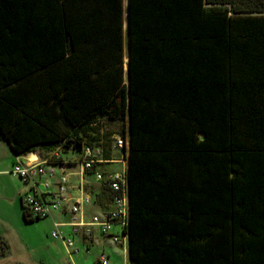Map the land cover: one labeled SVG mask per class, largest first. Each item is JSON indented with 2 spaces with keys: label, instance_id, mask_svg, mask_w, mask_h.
<instances>
[{
  "label": "trees",
  "instance_id": "1",
  "mask_svg": "<svg viewBox=\"0 0 264 264\" xmlns=\"http://www.w3.org/2000/svg\"><path fill=\"white\" fill-rule=\"evenodd\" d=\"M116 135L128 264H264V0H0L13 155Z\"/></svg>",
  "mask_w": 264,
  "mask_h": 264
},
{
  "label": "built area",
  "instance_id": "2",
  "mask_svg": "<svg viewBox=\"0 0 264 264\" xmlns=\"http://www.w3.org/2000/svg\"><path fill=\"white\" fill-rule=\"evenodd\" d=\"M127 145L119 136H113V147L118 151L116 159H104L100 147H84L78 159L49 162L48 160H30V158L18 159L13 163L10 174L17 176L30 184V190L21 196V202L27 213L32 218L46 219L54 213L66 211L69 222L54 223L50 236L54 240H60L68 254L78 253L75 248V237L89 240L94 232L109 241L112 245L123 248L127 244V236L123 234L127 226L129 205L128 186L125 155L121 149ZM53 156L59 158L58 153ZM121 163L122 169L104 176L99 170V165ZM77 167V172H70L69 168ZM91 172L98 182L108 181L113 191L110 208L100 214L90 215L85 219V207L94 203V198L85 189L83 177ZM71 175L80 176L77 184L71 182ZM69 228L66 235L61 228ZM112 227L117 228L111 232ZM96 264H108L107 257L101 253L97 257Z\"/></svg>",
  "mask_w": 264,
  "mask_h": 264
},
{
  "label": "rangeland",
  "instance_id": "3",
  "mask_svg": "<svg viewBox=\"0 0 264 264\" xmlns=\"http://www.w3.org/2000/svg\"><path fill=\"white\" fill-rule=\"evenodd\" d=\"M121 127L120 123H107L106 130L108 133H117ZM10 153L8 145L0 139V254L4 243L0 264H89L102 252L110 258L109 264L113 262L126 264L127 247L121 249L106 242L103 248L96 244L86 249L76 238L75 248L78 249V253L69 255L60 240L50 237L52 228L50 219L25 222L19 198L29 192L30 184L10 174L14 160ZM61 156L64 160H74L78 159L79 154L67 151L61 153ZM113 157L118 156L114 153ZM122 167L121 163L114 162L100 168L104 171L118 172ZM62 230L64 234H69L67 227H63ZM116 230L117 228L112 227L111 232Z\"/></svg>",
  "mask_w": 264,
  "mask_h": 264
},
{
  "label": "crops",
  "instance_id": "4",
  "mask_svg": "<svg viewBox=\"0 0 264 264\" xmlns=\"http://www.w3.org/2000/svg\"><path fill=\"white\" fill-rule=\"evenodd\" d=\"M114 153H116L117 156L119 155L118 151L113 149L111 151V156H114ZM10 154H11L10 156H12L11 158L14 159V160H12L13 163H14L15 160H16V157L13 155L12 152ZM27 157L30 158V160H34V159L42 160L43 159L42 158V154L39 151H36L34 153H29V154H27L25 156H19L17 158L18 159H20V158L21 159H25ZM61 158H63V157L61 156ZM102 166H104V165H102ZM99 170H101V168H99ZM69 171L72 172V173L73 172H77L78 168L76 166L75 167H71V168H69ZM106 172H109V171H106ZM82 177H83L82 180H83V184H84L85 189L94 198V203L85 207V219L88 220L90 215L100 214V213H102L104 211H107L110 208V202H109V200L106 197L103 196V194H101V189H100L101 188V186H100L101 184H100V182L95 180V177H94V175L91 172L86 173ZM70 179H71V182L73 184H77L79 182V180H80V176L71 175ZM19 200H20V198H19ZM48 219H50V221H51V226H52L51 230L53 229V224L54 223H67V222L70 221L69 220V215H68V213L66 211H64L62 213H54L50 217H48ZM61 230H62V228H61ZM68 230H69V228H68ZM76 238H77V240L79 239V241H80L79 243L81 245H83L86 249H89V247H92V246H96V244H98L100 247L103 248V246H104V244L106 242L109 243V241L107 239H105L103 236H101L96 231L94 232L93 237L90 238L89 240H83L80 236H76L75 239ZM109 244H111V243H109ZM125 247H123V248H125ZM123 248H121V249H123ZM106 257H107V262H108L110 260V258L108 256H106ZM96 261H97V259H94L93 263L90 262L89 264H95ZM86 264H88V263H86ZM112 264H117V263L113 262ZM126 264H128V261L126 262Z\"/></svg>",
  "mask_w": 264,
  "mask_h": 264
},
{
  "label": "bare ground",
  "instance_id": "5",
  "mask_svg": "<svg viewBox=\"0 0 264 264\" xmlns=\"http://www.w3.org/2000/svg\"><path fill=\"white\" fill-rule=\"evenodd\" d=\"M34 156V155H33Z\"/></svg>",
  "mask_w": 264,
  "mask_h": 264
}]
</instances>
